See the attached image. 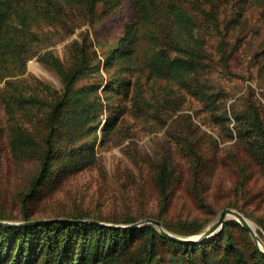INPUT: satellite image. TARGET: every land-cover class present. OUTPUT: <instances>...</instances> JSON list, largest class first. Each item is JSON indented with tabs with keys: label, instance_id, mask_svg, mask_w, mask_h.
<instances>
[{
	"label": "rangeland",
	"instance_id": "rangeland-1",
	"mask_svg": "<svg viewBox=\"0 0 264 264\" xmlns=\"http://www.w3.org/2000/svg\"><path fill=\"white\" fill-rule=\"evenodd\" d=\"M186 1L203 10L199 21L206 67L194 81L188 79L193 78L190 72L185 81L155 76L143 66L141 56L130 65L113 59L103 65L130 20L129 0H95L92 10L65 3L58 19L45 17L31 25L38 38L32 47L35 56L21 63L12 76L4 78L0 72V220L78 216L135 223L153 218L172 233L164 225H201L204 231L221 210L229 208L250 220L264 243L259 225L264 222V168L246 152L247 142L236 131L241 124L234 117L256 111L264 125V0ZM83 39L94 46L88 53L95 49L101 63L93 59L92 75L76 87L94 86V93L86 96H99L105 107L99 127L96 117L89 115V121L76 128L75 138L92 147L94 159L25 207L22 192L38 169L48 134L47 104L62 90L60 75L39 57L50 53L67 66L75 53L71 45ZM117 78L129 83L128 95L113 90ZM205 93L214 100L209 103ZM20 94L42 103L11 100ZM109 114L117 123L107 132ZM16 129H22L33 143L13 148ZM162 160L170 169L172 198L166 214L157 218L154 163ZM194 177L205 180L204 191L194 189ZM198 195L209 209L198 203ZM234 231L237 239L246 240Z\"/></svg>",
	"mask_w": 264,
	"mask_h": 264
},
{
	"label": "trees",
	"instance_id": "trees-1",
	"mask_svg": "<svg viewBox=\"0 0 264 264\" xmlns=\"http://www.w3.org/2000/svg\"><path fill=\"white\" fill-rule=\"evenodd\" d=\"M129 1L130 20L115 47L108 51L103 65H109L111 59L130 65L141 56L143 66L155 76L185 81L184 75L190 72L193 78L188 79H197L195 76L206 67L199 21L203 15L202 7L186 0ZM72 2L92 10L95 0H0V72L4 78L12 76L21 63L35 56L32 47L38 38L31 25L45 17L58 19L63 5ZM89 46L94 48L84 39L81 43H73L71 49L75 53L67 66L50 53L39 57L42 64L49 65L60 75L62 90L47 104L48 134L38 169L22 192L21 201L25 207L39 193L50 191L66 176L86 168L94 159L92 147L75 138L79 131L76 128L87 123L89 115L96 117V127H99L100 114L105 107L99 96H86L93 92L94 86L76 87L79 80L91 76L95 69L91 61L97 59L96 52L92 49L89 54ZM223 48L220 53L225 65ZM96 61L100 65L101 61ZM6 84L14 86L12 81ZM112 84L114 91L128 95L129 83L117 78ZM204 97L209 103L214 100L211 93H205ZM11 100L19 104L42 103L21 94ZM234 117L241 124L236 131L238 137L247 142L246 152L264 168V125L258 113L250 110ZM116 119L110 114L107 116V132L115 128ZM31 143L33 140L22 129H16L11 137V146L15 149ZM193 153L199 154L197 149ZM154 169V186L160 207L157 218H160L171 204V173L165 160L155 162ZM194 178V189L198 187L204 191L205 180ZM196 199L209 209L203 196L198 195ZM64 218L76 221L32 226L0 225V264H264V253L250 240L248 232L232 220L226 221L222 230L206 241L183 243L163 237L151 224L125 229L77 221L84 217ZM92 220L105 223L96 218ZM24 221L30 220L25 216ZM132 223L134 221L124 219L109 224ZM259 225L264 230V222ZM164 226L180 237L202 232L201 225ZM234 228L246 240L237 239Z\"/></svg>",
	"mask_w": 264,
	"mask_h": 264
},
{
	"label": "water",
	"instance_id": "water-1",
	"mask_svg": "<svg viewBox=\"0 0 264 264\" xmlns=\"http://www.w3.org/2000/svg\"><path fill=\"white\" fill-rule=\"evenodd\" d=\"M227 219L237 221L251 236L255 246L261 252L264 253V243L259 238L257 233L253 231V229L249 226V224L247 223V218H245L243 214H241L240 212L234 209H229V208H225L221 210L215 222H213V224H211L207 229H205L204 231H202L201 233L195 236H189V237H179L177 235H174L168 232L162 227L161 222L159 220H156L153 218L145 219L143 221L135 222V223L128 224V225L109 224V223H103V222L92 220V219H84V220H77V221L84 222V223L105 225V226H110V227H121L125 229H133V228L145 225V224H151L165 238H168L172 241H177V242L194 243V242H203V241H206L216 236L222 230L225 224V221ZM64 221H76V220L66 219V218H47V219H36V220H30V221H21V222H8V221L0 220V225L1 226H32V225H41V224H49V223H54V222L57 223V222H64Z\"/></svg>",
	"mask_w": 264,
	"mask_h": 264
},
{
	"label": "bare ground",
	"instance_id": "bare-ground-1",
	"mask_svg": "<svg viewBox=\"0 0 264 264\" xmlns=\"http://www.w3.org/2000/svg\"><path fill=\"white\" fill-rule=\"evenodd\" d=\"M247 223L249 224V226L253 229V231H255L256 232V228H255V225L250 221V220H248L247 219Z\"/></svg>",
	"mask_w": 264,
	"mask_h": 264
}]
</instances>
